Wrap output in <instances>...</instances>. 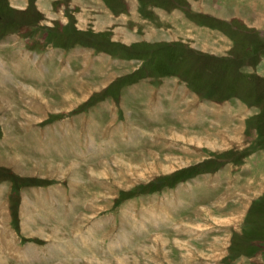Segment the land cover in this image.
Listing matches in <instances>:
<instances>
[{"label":"rangeland","instance_id":"1","mask_svg":"<svg viewBox=\"0 0 264 264\" xmlns=\"http://www.w3.org/2000/svg\"><path fill=\"white\" fill-rule=\"evenodd\" d=\"M4 42V57L26 53L19 69L30 70L20 76L32 106L15 96L18 83L0 90V191L8 203L0 264H160V255L186 264L174 242L187 234L175 224L190 215L194 225L199 204L200 217L242 212L225 229L201 218L211 226L203 240L226 227L228 234L219 257L211 239L207 249L188 250L192 256L264 264V0H0ZM85 57L86 67L91 58L100 68L113 62L95 75L79 71ZM163 80L176 92L171 100L160 90L166 118L155 125L145 101ZM165 103L199 114L200 126L165 113ZM170 124L177 128L158 127ZM165 207L171 216L160 222ZM110 234L114 244H77ZM196 258L187 264H201Z\"/></svg>","mask_w":264,"mask_h":264},{"label":"crops","instance_id":"2","mask_svg":"<svg viewBox=\"0 0 264 264\" xmlns=\"http://www.w3.org/2000/svg\"><path fill=\"white\" fill-rule=\"evenodd\" d=\"M214 13H216V12H214ZM217 14V13H216ZM116 29V28H115ZM5 42L4 43H0V46L3 48V49H1L0 51H4V47H5ZM9 47H11V45H8ZM14 54V53H13ZM24 54H26V53H23L22 55H19V54H17V56L15 55V59H13V60H10V57H4V53L3 52H0V61H2V62H4V63H6L7 64V66L9 67V74L8 73H6V72H4V70H2V66H1V64H0V85L2 86V88L0 89V90H7V91H9V86L7 85L8 84V81H11V82H13L14 81V83H15V85H16V83H18L17 85L20 87V90H17L16 89V91H15V96L18 98V99H23V103L25 104V105H28L27 103H29V106H32V101H30L31 99H28V97H25V95L23 94V86L21 85V83L23 82V81H21L22 80V77L20 76V75H23V77H25V75L28 73H30V70H29V72H25V75H24V73L22 72L21 74H20V69L19 68H23L22 67V63H23V61H24V56H26V55H24ZM88 57V56H87ZM87 57H85L84 58V60H82L83 61V63H82V68H80L79 69V71H82V70H84L85 68L87 69V70H94L95 71V75L96 74H101L102 76H103V71L104 72H106L109 68H110V66L112 65V62H113V60H111L110 61V64L109 65H107V66H109L108 68H106V67H104V68H100L98 65H96V64H94V60H92V58H91V63L86 67V65H87V60H88V58ZM2 58V59H1ZM106 58H107V56L105 57V59H104V62H105V60H106ZM42 62L43 61H41L40 63H41V65H43L42 64ZM14 64L16 65V66H14ZM38 63L36 62V65H34L36 68H38V65H37ZM105 64V63H104ZM11 65V66H10ZM106 66V65H105ZM26 68V67H25ZM24 69V68H23ZM45 69V68H44ZM19 73V77L17 76V74L16 73ZM113 75H115V73L114 72H112L111 73V77L113 76ZM82 77H84V74L82 73L81 74V77L79 78V80L82 78ZM104 79H107V78H102V81L104 80ZM1 80H3V81H1ZM18 80V81H17ZM6 81V82H5ZM101 81V82H102ZM98 82V81H97ZM87 84H89L90 85V81L88 80L87 82H85L83 85L84 86H86ZM174 84H176L175 82H173L171 85V88H170V91H168V87H167V80H163V82H161V84L158 86V87H156V92H155V97H153L148 103H146V105H145V108H146V111H147V115H148V117H149V120H152L154 123L153 124H155V122L157 121V118L158 117H161L160 118V121H162L163 119H165L166 118V116H165V114L161 111V109L163 108V106H162V104L160 103V100H159V98H158V95H159V93H160V90L162 89V87L164 86V87H166L165 88V95H171V94H173V93H175L176 91H174L175 90V88L173 87V85ZM178 85V84H177ZM91 86V85H90ZM153 87V86H152ZM151 87V88H152ZM173 87V88H172ZM84 88H86L87 89V87H84ZM130 88V90L135 94V93H137V91H140V88L139 87H137L136 85H133V87H129ZM150 88V89H151ZM97 89V88H96ZM164 89V88H163ZM178 89V91L179 90H181V88H180V86L179 87H177L176 88V90ZM63 90H65V89H63ZM68 90V89H67ZM89 90H93V91H95L94 89H92V88H90ZM171 90H172V92H171ZM171 92V93H170ZM148 94H149V92L147 93V96H148ZM180 95H182V90L180 91V93H179ZM179 95V96H180ZM178 96V97H179ZM172 95H171V100H172ZM177 97V98H178ZM16 101H17V99H16ZM169 102V101H168ZM18 104V103H17ZM165 104H167V103H165ZM35 105H37V102H35ZM166 106V109H165V113L166 112H171V111H173V109L175 108H173V106L172 105H170V104H167V105H165ZM211 106V108H213V106L212 105H210ZM131 108H133V107H131ZM216 108V107H215ZM35 109H37V108H35ZM157 109H158V111H157ZM210 110L209 108H205V110ZM222 109H224V108H222ZM136 110V109H135ZM219 109H215V110H213V111H218ZM225 110V109H224ZM97 111H99V110H97ZM136 112H137V110H136ZM159 112H162V113H159ZM220 112V111H219ZM223 112V111H222ZM18 113L20 114V116H22V117H24L25 119H24V121L25 122H27V121H29V120H32V119H28L27 117V112L25 111V109H22V108H18ZM27 113V114H26ZM175 116V118L176 119H178V121L180 120V118L182 117V116H184V115H188V117H190V120L189 121H186V122H184V124H185V126H186V124L187 123H189L191 126H200L198 123H195L196 121H197V117L198 116H200L199 114H197L198 116L196 117V114L192 111V110H188V111H186V112H184V110H181L180 108H178L177 110H175V111H173L172 112ZM127 114V113H126ZM213 115H217L218 114V116H217V119L216 120H218V119H220V113H217V112H213L212 113ZM137 115L139 116V114H138V112H137ZM220 115V116H219ZM91 116H94V117H96L95 115H93V114H91ZM101 116V115H100ZM163 116V117H162ZM233 116H235V115H233ZM126 118V119H125ZM125 118H123L124 119V122L128 125V126H130V123H128L126 120H128V117H125ZM235 117H233V119H234ZM235 119H237L238 120V118H235ZM16 120V119H15ZM39 120V119H38ZM213 120V119H212ZM216 120H214V121H216ZM1 121V120H0ZM81 121H83V123H84V120L83 119H81ZM145 122L147 121V120H144ZM159 122V121H158ZM29 123V122H28ZM91 124H88L87 126H91L92 127V117H91V122H90ZM149 123L150 122H147V125H149ZM195 123V124H194ZM22 124H23V122H22ZM162 124V123H161ZM160 124V125H161ZM86 125V124H85ZM93 125H95V127L97 126V125H99V123L98 124H93ZM156 125V124H155ZM102 127H103V124H102V126H101V128H100V131H99V134L101 135V136H103L104 138L103 139H101V141L103 142V140L105 139V136H104V133L103 132H101V129H102ZM145 127H146V124H143V128L145 129ZM152 127H154V126H152ZM159 128H167V129H171V128H177V126L176 125H173V124H170V125H165V126H163V127H160V126H158ZM209 128H211V127H209ZM218 128H216V130H217ZM103 130V129H102ZM107 130V129H106ZM165 130V129H164ZM215 130V131H216ZM17 131V130H16ZM153 131H155V130H153ZM153 131H152V133H153ZM188 131H190V132H192V133H194V131H197V130H194V129H191L190 128V130H189V128H188ZM18 132V131H17ZM139 132V131H138ZM138 132L136 131V133L138 134ZM158 132V131H157ZM201 132V131H200ZM205 132H207V131H205ZM19 133V132H18ZM133 133H134V131L132 130V128L130 129L129 128V136H131V135H133ZM202 133H204V131L202 132ZM140 134H142L141 133V131H140ZM197 134V133H196ZM84 135H86V133L84 134ZM107 135V134H106ZM158 135H160L159 133H158ZM108 136V135H107ZM100 137V136H99ZM7 139H8V136H7ZM168 139V138H167ZM12 140V139H11ZM163 140H165V139H163ZM221 140V139H220ZM90 143H93L94 144V142L91 140V138L88 140ZM107 141V140H106ZM174 141H176V140H169L168 141V143H165L164 141H162L163 142V144L165 145V146H169L170 144H172ZM216 141V140H215ZM214 141V142H215ZM12 142H13V140H12ZM222 142V141H221ZM176 143H178V145L179 144H181L180 142H176ZM102 149V148H101ZM208 182H209V180H208ZM216 183H218V182H216ZM212 184H214V183H212ZM209 185H211V184H206V186H209ZM217 185V184H216ZM215 187V185H213V188ZM181 189H184L185 191H187L185 188H179V189H176V191H179V190H181ZM5 191V190H4ZM179 192H181V191H179ZM192 193V192H191ZM226 194H228V192H224L222 195H221V197L222 196H226ZM182 195H183V193H182ZM3 194H2V192L0 191V200L3 198ZM175 196V195H174ZM220 199V198H219ZM222 199H225V197H223ZM171 201L172 200H170V203H168V204H172L171 203ZM217 201H218V199H217ZM7 201H4V203L0 206V225L2 226H4L5 228H7V226H8V223H7V219H6V210H7V204L8 203H6ZM23 204H25V205H27V203H26V201H24L23 202ZM160 204L161 205H163V207L164 206H167L166 204H165V202L164 203H162V202H160ZM178 204V203H177ZM187 206H188V204H187ZM201 205L199 204L198 205V207H197V212H196V214H194V215H192V216H194L195 218H197L196 219V221H194L195 222V224L194 225H191V224H189L188 223V217L190 216H188V215H182L181 216V219H179L178 221H176V231L177 232H181V231H186V234H187V237H184V238H181L180 237V239L182 240V242L184 243V244H182V243H176V242H174V244H176V245H179V244H181V246H182V248H184L185 249V252H183L182 253V255H180V258H182L181 260H183V261H185L184 263H186L187 264V262L188 261H190V259H193V258H195V257H197L196 258V261H198L199 263H201V264H205V263H207V262H203L202 261V259L200 258L201 257V255H195V256H192L190 253H189V251L188 250H193V249H195V250H198L199 248H203V249H207V247L209 246V244H208V242L207 241H209L210 239L213 241V244H212V246L213 247H211L212 249H214V250H218V256L217 257H219V255L221 254V252H223V251H221V245L222 244H224V242L226 241V235L228 234V233H226L227 231H228V227H226V230H224L222 233H218V234H215V235H213V236H211L210 238H206L205 240H203L205 237H207L206 236V232H207V230H210L211 229V226L209 225V221H202V220H200L201 218H203V217H205V216H207L206 218L207 219H212V221L213 220H217L216 222L217 223H221V224H219L218 226L219 227H221L222 229L224 228L225 229V224H227V223H232L234 220L235 221H237V215H239L240 214V212H242V210L240 209V208H238L237 210H236V217L235 216H233L234 214H229L228 212H226V213H224V214H222V215H219V216H212V218L209 216V215H204L203 214V216L202 217H200V214H201V210H200V212H199V207H200ZM175 207V206H174ZM189 207V206H188ZM168 209V207H165V210H166V214H164L163 213V215H162V221H160V222H163V220L167 217V216H171V215H169V213H171V211H169V210H167ZM173 210H176V209H173ZM176 212V211H175ZM178 213H179V211H178ZM157 216V215H156ZM173 216V215H172ZM221 216H223L222 218H225V217H229L230 218V220H227V219H224V221H222L221 219H220V217ZM172 219H174V218H172ZM171 219V220H172ZM171 220H169V223L171 222ZM195 220V219H194ZM238 221H240V220H238ZM237 221V222H238ZM196 222H199L198 224L196 223ZM223 226V227H222ZM161 227V226H160ZM160 229V228H159ZM188 230V231H187ZM3 233H4V230L2 231ZM154 235V234H153ZM201 236H204L203 238H200ZM178 236H174L173 238H171V239H169L168 238V240L169 241H171V240H173L174 238H177ZM198 240L200 243H201V241L202 242H206V243H203V244H201L200 246L199 245H196V244H193V240ZM188 240V241H187ZM184 241H187V242H184ZM218 243V244H217ZM186 247V248H185ZM1 248V247H0ZM4 247H2L1 248V250L3 249ZM171 248V247H170ZM26 250V249H25ZM2 252H4V251H2ZM26 253V252H25ZM227 253H228V250H227ZM131 254V253H130ZM175 254V253H174ZM29 255H28V253H26L25 255H24V257H28ZM160 257H161V259H162V261L160 260L159 261V263L160 264H168L167 262H166V259L162 256V255H160ZM175 257H176V255H175ZM6 258V257H5ZM213 258H216V257H212L211 259H207V261L208 260H211V262L210 263H208V264H213L212 262H213ZM25 261H28V260H25ZM214 261H215V259H214ZM7 263V262H6ZM25 264V263H24Z\"/></svg>","mask_w":264,"mask_h":264},{"label":"bare ground","instance_id":"3","mask_svg":"<svg viewBox=\"0 0 264 264\" xmlns=\"http://www.w3.org/2000/svg\"><path fill=\"white\" fill-rule=\"evenodd\" d=\"M95 172H97V171H95ZM96 174H98V173H96ZM99 175V174H98ZM162 238H164V237H162ZM165 243V242H164ZM161 249H162V246H161ZM164 251V250H163ZM2 262V261H1Z\"/></svg>","mask_w":264,"mask_h":264}]
</instances>
